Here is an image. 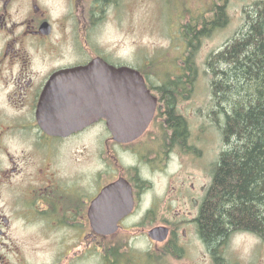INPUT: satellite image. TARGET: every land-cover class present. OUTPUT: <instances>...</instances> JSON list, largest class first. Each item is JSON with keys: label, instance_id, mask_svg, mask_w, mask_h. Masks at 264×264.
<instances>
[{"label": "flooded vegetation", "instance_id": "obj_1", "mask_svg": "<svg viewBox=\"0 0 264 264\" xmlns=\"http://www.w3.org/2000/svg\"><path fill=\"white\" fill-rule=\"evenodd\" d=\"M117 1L0 0V264H243L227 257V232L216 244L200 232L216 162L181 113L192 86L175 103L186 135L159 92L187 78L153 85L139 71L156 106L129 142L98 110L71 133L44 123L91 110L99 87L67 70L95 59L131 67L107 61L92 33ZM244 264L264 262L250 254Z\"/></svg>", "mask_w": 264, "mask_h": 264}, {"label": "trees", "instance_id": "obj_2", "mask_svg": "<svg viewBox=\"0 0 264 264\" xmlns=\"http://www.w3.org/2000/svg\"><path fill=\"white\" fill-rule=\"evenodd\" d=\"M216 7L215 17L206 19L207 25L200 30L194 22L182 27L187 32L182 33L187 52L180 77L188 80L168 81L159 88L165 94L168 123L185 135L187 127L177 116L175 103L196 79L194 52L200 39L229 22L224 6ZM244 15L237 34L206 62L215 106L212 122L224 149L214 166L211 198L200 232L213 244L223 240L226 232L227 239L235 233H249L264 246V4H253Z\"/></svg>", "mask_w": 264, "mask_h": 264}, {"label": "rangeland", "instance_id": "obj_3", "mask_svg": "<svg viewBox=\"0 0 264 264\" xmlns=\"http://www.w3.org/2000/svg\"><path fill=\"white\" fill-rule=\"evenodd\" d=\"M225 1L118 0L97 16L92 31L107 61L144 70L145 76L155 85L162 79L171 80L181 75L187 52L182 36L185 29L182 30V27L194 22L200 30L207 25L206 19L213 17L215 7L224 6L229 22L211 33L208 31V36L201 35L203 38L194 52L198 73L193 81L192 97L183 103L181 111L188 120L194 139L208 146L215 162L224 146L219 130L212 122L211 112L215 106L210 94L211 75L206 62L211 54L217 53L235 36L244 25L245 10L256 3L255 0ZM250 254H258L264 262V246L256 236L235 233L227 239L230 261L244 264Z\"/></svg>", "mask_w": 264, "mask_h": 264}, {"label": "water", "instance_id": "obj_4", "mask_svg": "<svg viewBox=\"0 0 264 264\" xmlns=\"http://www.w3.org/2000/svg\"><path fill=\"white\" fill-rule=\"evenodd\" d=\"M66 72L70 77L78 78V85L99 89H95L90 111L85 112L82 104L77 110L66 109L63 116L48 117L49 121L44 123L55 131L53 134H59L63 129L66 133L80 129L85 117H96L98 110L108 120L117 141L129 142L141 135L154 113L156 98L150 95L138 71L129 67L116 68L102 59H95L85 67Z\"/></svg>", "mask_w": 264, "mask_h": 264}]
</instances>
